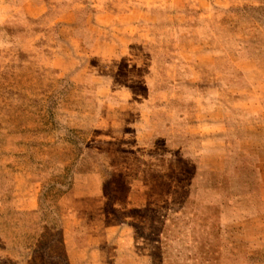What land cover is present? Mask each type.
<instances>
[{"label":"rangeland","instance_id":"374dc122","mask_svg":"<svg viewBox=\"0 0 264 264\" xmlns=\"http://www.w3.org/2000/svg\"><path fill=\"white\" fill-rule=\"evenodd\" d=\"M0 264H264V0H0Z\"/></svg>","mask_w":264,"mask_h":264},{"label":"crops","instance_id":"0c3cea01","mask_svg":"<svg viewBox=\"0 0 264 264\" xmlns=\"http://www.w3.org/2000/svg\"><path fill=\"white\" fill-rule=\"evenodd\" d=\"M221 137L220 135H213L211 138L203 140L200 155L193 160L194 165L197 166L198 177L204 174V171L220 173L224 170L227 143Z\"/></svg>","mask_w":264,"mask_h":264}]
</instances>
